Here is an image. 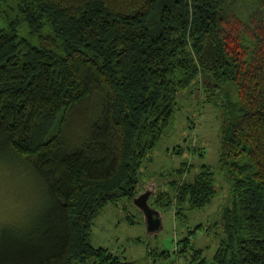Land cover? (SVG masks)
<instances>
[{
  "label": "trees",
  "instance_id": "obj_1",
  "mask_svg": "<svg viewBox=\"0 0 264 264\" xmlns=\"http://www.w3.org/2000/svg\"><path fill=\"white\" fill-rule=\"evenodd\" d=\"M195 77L221 100L218 166L237 195L217 259L264 264V0H0V159L49 199L25 231L0 226V264H129L92 248L91 223L134 196ZM204 188L187 189L193 206Z\"/></svg>",
  "mask_w": 264,
  "mask_h": 264
},
{
  "label": "rangeland",
  "instance_id": "obj_2",
  "mask_svg": "<svg viewBox=\"0 0 264 264\" xmlns=\"http://www.w3.org/2000/svg\"><path fill=\"white\" fill-rule=\"evenodd\" d=\"M202 83L195 77L177 89L171 126L137 161L134 196L108 203L91 223L92 248L129 264H222L217 255L228 241L222 211L233 207L237 195L218 166L222 103L210 101ZM9 159L8 154L0 159V226L25 231L47 208V189L28 167ZM207 185L213 195L203 206H193L195 194L187 189L205 186L204 197ZM153 186L148 204L160 212L162 229L150 235L133 199Z\"/></svg>",
  "mask_w": 264,
  "mask_h": 264
},
{
  "label": "water",
  "instance_id": "obj_3",
  "mask_svg": "<svg viewBox=\"0 0 264 264\" xmlns=\"http://www.w3.org/2000/svg\"><path fill=\"white\" fill-rule=\"evenodd\" d=\"M153 188L154 186L133 199L134 205L137 206L144 215L146 228L150 235L156 234L162 229L160 212L153 209V207L148 204L149 197L154 191Z\"/></svg>",
  "mask_w": 264,
  "mask_h": 264
}]
</instances>
